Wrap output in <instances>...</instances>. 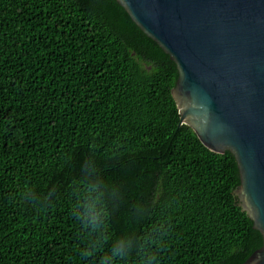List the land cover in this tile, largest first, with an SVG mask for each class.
Returning a JSON list of instances; mask_svg holds the SVG:
<instances>
[{
	"label": "trees",
	"instance_id": "trees-1",
	"mask_svg": "<svg viewBox=\"0 0 264 264\" xmlns=\"http://www.w3.org/2000/svg\"><path fill=\"white\" fill-rule=\"evenodd\" d=\"M176 64L116 0H0V264H245L237 162L181 122Z\"/></svg>",
	"mask_w": 264,
	"mask_h": 264
},
{
	"label": "water",
	"instance_id": "water-1",
	"mask_svg": "<svg viewBox=\"0 0 264 264\" xmlns=\"http://www.w3.org/2000/svg\"><path fill=\"white\" fill-rule=\"evenodd\" d=\"M116 1L176 64L181 122L234 156V194L264 239V0ZM245 264H264V242Z\"/></svg>",
	"mask_w": 264,
	"mask_h": 264
}]
</instances>
